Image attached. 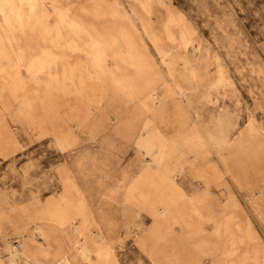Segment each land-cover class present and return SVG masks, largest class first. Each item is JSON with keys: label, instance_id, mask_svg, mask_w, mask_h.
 I'll use <instances>...</instances> for the list:
<instances>
[{"label": "rangeland", "instance_id": "obj_1", "mask_svg": "<svg viewBox=\"0 0 264 264\" xmlns=\"http://www.w3.org/2000/svg\"><path fill=\"white\" fill-rule=\"evenodd\" d=\"M264 264V0H0V264Z\"/></svg>", "mask_w": 264, "mask_h": 264}, {"label": "crops", "instance_id": "obj_2", "mask_svg": "<svg viewBox=\"0 0 264 264\" xmlns=\"http://www.w3.org/2000/svg\"><path fill=\"white\" fill-rule=\"evenodd\" d=\"M216 258L213 257L212 259H210L211 261L210 262H202L200 264H212V262L215 260Z\"/></svg>", "mask_w": 264, "mask_h": 264}]
</instances>
